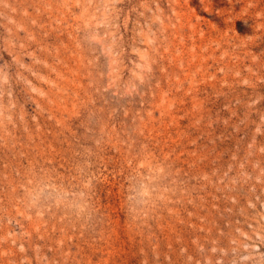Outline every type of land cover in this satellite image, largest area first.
Returning a JSON list of instances; mask_svg holds the SVG:
<instances>
[{"label":"rangeland","instance_id":"1","mask_svg":"<svg viewBox=\"0 0 264 264\" xmlns=\"http://www.w3.org/2000/svg\"><path fill=\"white\" fill-rule=\"evenodd\" d=\"M0 264H264V0H0Z\"/></svg>","mask_w":264,"mask_h":264}]
</instances>
